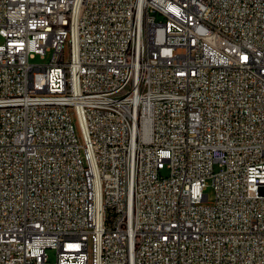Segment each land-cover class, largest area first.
I'll list each match as a JSON object with an SVG mask.
<instances>
[{
	"label": "built area",
	"instance_id": "1",
	"mask_svg": "<svg viewBox=\"0 0 264 264\" xmlns=\"http://www.w3.org/2000/svg\"><path fill=\"white\" fill-rule=\"evenodd\" d=\"M0 264H264V0H0Z\"/></svg>",
	"mask_w": 264,
	"mask_h": 264
},
{
	"label": "rangeland",
	"instance_id": "2",
	"mask_svg": "<svg viewBox=\"0 0 264 264\" xmlns=\"http://www.w3.org/2000/svg\"><path fill=\"white\" fill-rule=\"evenodd\" d=\"M41 59L40 57L38 56L36 59H33L32 62H39ZM74 124H75V127H76V130L77 132L80 131L79 129V125H78V121L76 118H74ZM205 192L208 193L209 195V200L212 201L214 199V196H215V190H214V187L212 185V181L211 179H207V186L205 188ZM50 253V258L51 260H54L55 259V254L52 250L49 251Z\"/></svg>",
	"mask_w": 264,
	"mask_h": 264
}]
</instances>
